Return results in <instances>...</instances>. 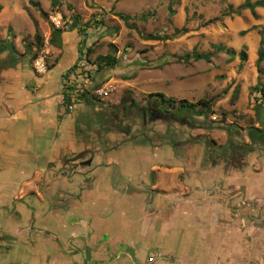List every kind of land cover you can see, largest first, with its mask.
Here are the masks:
<instances>
[{
  "label": "crops",
  "instance_id": "0c3cea01",
  "mask_svg": "<svg viewBox=\"0 0 264 264\" xmlns=\"http://www.w3.org/2000/svg\"><path fill=\"white\" fill-rule=\"evenodd\" d=\"M16 1L0 0V264H264V73L241 74L238 117L172 108L156 95L172 80L88 63L72 27ZM124 72L151 97L94 94Z\"/></svg>",
  "mask_w": 264,
  "mask_h": 264
},
{
  "label": "rangeland",
  "instance_id": "374dc122",
  "mask_svg": "<svg viewBox=\"0 0 264 264\" xmlns=\"http://www.w3.org/2000/svg\"><path fill=\"white\" fill-rule=\"evenodd\" d=\"M244 1L18 0L16 3L23 10L26 7L28 11L29 8L41 11L46 26L52 29L55 28L52 16L57 14L62 16V29H70L76 23L73 29L80 36L82 58L88 63H97L99 55L112 54L117 59L115 66L121 71H147L152 78L162 76L172 80V89L163 87L172 91V97L211 99L216 116H224L226 111V116L238 117L234 106L244 82L240 80L241 74L252 79L253 71L264 73V60L261 69L257 66L258 51L264 47V7L256 8V16L249 9L227 15L230 4L237 7ZM120 12L132 15L134 18L129 23L135 26L122 20L118 16ZM184 27L186 32H179L174 39L146 38L150 33L172 35ZM219 44L234 50L236 55L232 58L225 50H219L216 47ZM194 48L210 53V62L181 58ZM124 73L123 78L131 79L111 81L113 96L120 91L121 97L127 93L144 99L151 97L137 87L142 78L137 79L136 73ZM259 103L264 112V103ZM243 121L248 125L250 118ZM261 122L264 127V117Z\"/></svg>",
  "mask_w": 264,
  "mask_h": 264
},
{
  "label": "trees",
  "instance_id": "16d2710c",
  "mask_svg": "<svg viewBox=\"0 0 264 264\" xmlns=\"http://www.w3.org/2000/svg\"><path fill=\"white\" fill-rule=\"evenodd\" d=\"M230 7V11L227 13V15H232L233 13L235 14H241V12L245 9H249L251 10V12L253 13L254 16L257 15L256 13V8L257 7H264V0H256V1H252V0H245L244 2H242L241 4H239L237 7H234L232 4L229 5ZM1 8V7H0ZM171 15L175 14V10L172 8L170 9ZM118 16L124 20L125 22H127L130 26H135L134 23H129V21L131 19H133L134 17L130 14H126V13H118ZM76 26V23H73L71 25L72 28H74ZM60 28H54V31H60ZM182 31V32H181ZM179 32L183 33L186 32V28L184 27L183 29H176L175 33H173L172 35H158L156 33H150L146 36V38L148 39H153V40H169V39H174L176 37H178V35L180 34ZM36 39L37 41H39L41 39V35L39 32H36ZM216 47L219 50L222 51H226L229 54H231V57L233 58L236 55V52L230 48H226L223 45H216ZM211 54L210 53H203L198 51L196 48L190 50V51H186L181 58L183 60L189 61L191 59L193 60H205L210 62L211 60ZM244 58H245V54H244ZM97 63L99 64V67H103V66H110L113 67L116 65L117 63V59L115 56H113L112 54H106V55H99L97 58ZM264 60V47L262 46L259 51H258V58H257V66L259 69H261V63ZM156 95H158L161 99V103L165 104L168 103L172 106V108H182V107H187V108H196L198 106H202L204 108H207L208 111L214 112L211 107H210V100L208 99H200L198 101L195 102H190L187 99H176L173 97H167L164 93L159 92L156 93Z\"/></svg>",
  "mask_w": 264,
  "mask_h": 264
},
{
  "label": "built area",
  "instance_id": "2783aa9c",
  "mask_svg": "<svg viewBox=\"0 0 264 264\" xmlns=\"http://www.w3.org/2000/svg\"><path fill=\"white\" fill-rule=\"evenodd\" d=\"M52 22L55 28H62L64 25L62 24V16L60 14L52 16ZM47 52L41 51L34 59L33 64L34 67L39 72H45L47 70ZM84 77H88V73L84 74ZM72 79L74 80V76L68 75L66 80L67 85L69 86L68 92L70 95L71 101H77L80 96V90L78 87L71 85ZM113 86L110 83H107L101 87H98L94 90V94L99 96L100 98L107 97L112 92ZM69 108L72 109L73 105H69Z\"/></svg>",
  "mask_w": 264,
  "mask_h": 264
},
{
  "label": "flooded vegetation",
  "instance_id": "af4514ba",
  "mask_svg": "<svg viewBox=\"0 0 264 264\" xmlns=\"http://www.w3.org/2000/svg\"><path fill=\"white\" fill-rule=\"evenodd\" d=\"M3 240V241H8V242H13L12 241V238L10 237H4V236H0V241Z\"/></svg>",
  "mask_w": 264,
  "mask_h": 264
}]
</instances>
